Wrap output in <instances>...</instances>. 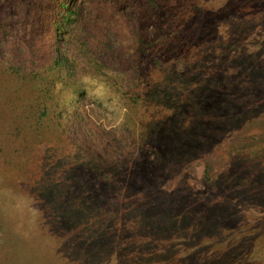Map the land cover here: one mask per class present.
Instances as JSON below:
<instances>
[{
	"label": "rangeland",
	"instance_id": "374dc122",
	"mask_svg": "<svg viewBox=\"0 0 264 264\" xmlns=\"http://www.w3.org/2000/svg\"><path fill=\"white\" fill-rule=\"evenodd\" d=\"M46 1L0 0V264H264V0H77L54 90Z\"/></svg>",
	"mask_w": 264,
	"mask_h": 264
},
{
	"label": "trees",
	"instance_id": "16d2710c",
	"mask_svg": "<svg viewBox=\"0 0 264 264\" xmlns=\"http://www.w3.org/2000/svg\"><path fill=\"white\" fill-rule=\"evenodd\" d=\"M46 2V5H43V8L41 6L40 10V16L43 17L44 24H39L42 27L37 26V28L39 33L45 34L51 42L55 43V51L50 55L48 62V70L51 76L44 78V81L46 82L47 87L52 90L57 88L58 85L65 87L74 86L75 80L73 78L75 68H71L72 64L70 63L69 57L65 53L66 48H61L57 46L56 43L66 37L65 35L73 36L77 33V35L81 37L82 31L79 29L80 25H82L81 28L83 32L84 26L88 30V34L86 36L87 40L92 36L95 38H101L105 29L102 25H98L97 21H92L91 18L84 16L83 8L77 4V0H47ZM32 27L34 28V26ZM103 41L100 42V46ZM90 49L91 47L88 48V51ZM97 49L99 48H95L94 50ZM98 70L99 72H97V74H100L101 68ZM47 92L49 96L50 90ZM77 95L79 98L83 99L81 93H78ZM75 113L76 111H74V117L76 116ZM76 117V123H82V120L78 119V116ZM23 157L24 156L20 157V159ZM0 192V211L3 212L4 209V211H7L9 215L12 216V213L16 208V196L14 197V195H12L6 187H2ZM53 199L54 208L56 209L59 217L63 219V222H72L73 225L78 228L84 225L83 227H87L90 230L93 229L94 233L97 235L99 234V232L96 231L98 229V218L95 216V207L87 205L78 206V204L77 206H73L59 193H57ZM79 233L83 235L85 232L81 231ZM84 239H87V237H84ZM131 264H134V262L132 261Z\"/></svg>",
	"mask_w": 264,
	"mask_h": 264
}]
</instances>
